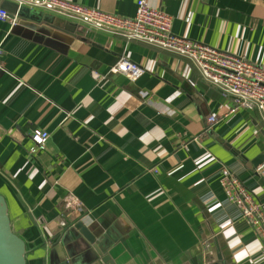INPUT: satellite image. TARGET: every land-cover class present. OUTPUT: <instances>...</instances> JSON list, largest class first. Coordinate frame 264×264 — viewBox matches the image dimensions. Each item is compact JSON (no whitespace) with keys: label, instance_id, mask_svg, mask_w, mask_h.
<instances>
[{"label":"crops","instance_id":"obj_1","mask_svg":"<svg viewBox=\"0 0 264 264\" xmlns=\"http://www.w3.org/2000/svg\"><path fill=\"white\" fill-rule=\"evenodd\" d=\"M65 1L128 19L138 2ZM149 3L175 35L264 67V0ZM1 9L16 14L0 21V195L28 264H102L78 223L112 264H264L221 185L227 168L264 206L256 111H232L184 56L10 0ZM122 58L142 67L138 81L110 72ZM35 130L49 140L33 153Z\"/></svg>","mask_w":264,"mask_h":264},{"label":"built area","instance_id":"obj_2","mask_svg":"<svg viewBox=\"0 0 264 264\" xmlns=\"http://www.w3.org/2000/svg\"><path fill=\"white\" fill-rule=\"evenodd\" d=\"M10 1L19 8L44 11L100 33L121 37L127 41L143 42L184 56L195 65L206 83L232 99V111H256L264 122V67L175 35L172 31L173 18L152 7L149 0H138L136 15L131 19L65 0ZM0 21L15 24L9 13L3 9L0 10ZM110 72L123 75L131 82L138 81L143 75L142 67L126 58L120 59ZM216 122L215 117L207 120L208 125ZM31 140L34 143L33 153L44 151L49 134L43 130H35L31 134ZM256 173L264 177V165L259 166ZM221 185L227 199L236 205L242 218L250 224L264 252V206L227 168H222ZM68 207L81 209V203L75 200ZM61 228L67 229L68 224L62 222Z\"/></svg>","mask_w":264,"mask_h":264},{"label":"water","instance_id":"obj_3","mask_svg":"<svg viewBox=\"0 0 264 264\" xmlns=\"http://www.w3.org/2000/svg\"><path fill=\"white\" fill-rule=\"evenodd\" d=\"M15 14L14 12L9 14L10 19H13ZM263 162L259 158L257 162H254V166L258 168ZM75 229L80 232L92 248L94 252V263L101 261L102 264H112L107 256L108 250L96 241L82 223L76 224ZM27 255L26 243L20 234L14 232L7 201L0 195V264H28Z\"/></svg>","mask_w":264,"mask_h":264}]
</instances>
